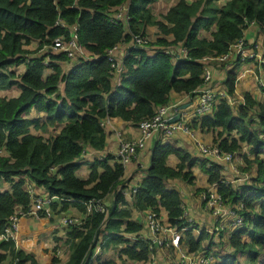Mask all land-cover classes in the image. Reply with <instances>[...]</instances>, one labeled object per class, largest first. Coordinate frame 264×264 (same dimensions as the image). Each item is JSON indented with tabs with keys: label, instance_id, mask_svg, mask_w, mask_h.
<instances>
[{
	"label": "trees",
	"instance_id": "obj_1",
	"mask_svg": "<svg viewBox=\"0 0 264 264\" xmlns=\"http://www.w3.org/2000/svg\"><path fill=\"white\" fill-rule=\"evenodd\" d=\"M155 1L0 0V90L18 89L16 95L0 96V232L15 206L26 210L31 203L33 195L25 189L29 182L36 196H57L37 211L38 216L55 219L56 228L57 216L70 207L82 218L60 229L67 253L62 264H140L149 255L146 243L125 236L142 228L136 212L163 209L170 226H187L180 194L165 181L178 178L191 184V167L197 165L207 184H215L223 204L241 205L236 209L241 224L229 230L225 240L230 249L216 254V264H241L240 256L242 264H259L264 261V255L258 256L264 250V99L243 91L235 108L220 98L210 112L187 122L189 127L211 131V142L219 151L238 155L240 170H252L248 180L237 185L223 176L222 164L198 152L192 155L168 137L148 145L143 174L129 185L122 164L105 150L104 120L115 119L137 130L157 106L170 103L171 92L194 98L205 68L211 85L220 79L218 84L230 97L234 69L242 62L252 59L260 68L256 75L264 80V0H176L159 16L151 12ZM121 4L126 6L124 19L111 18V9ZM59 19L74 24L76 42L96 55L73 62L64 72L59 61L67 60L65 54L50 52L54 38L69 37L68 28L56 23ZM249 24L256 26L259 40L247 43L243 32ZM134 35L144 41L134 43ZM239 39L250 57L214 58ZM31 41H35L32 50L23 47ZM117 44L126 47L122 71L114 82V66L106 51ZM45 57L49 60L43 63ZM19 65L23 69L18 73ZM215 68L224 71L223 78L213 76ZM258 87L264 94V85ZM31 110L34 116H29ZM48 128L55 131L44 137L39 130ZM131 138L117 135V141ZM84 149L96 155L80 160ZM171 154L177 158L174 165L166 161ZM83 164L87 175L80 177L77 171ZM124 185L128 197L122 192ZM205 189L197 187L195 192L208 196ZM89 199L103 200L104 210L92 208L85 214ZM205 238L211 248L213 242L204 231L194 237L186 229L181 240L193 250ZM97 242L100 251L94 253ZM54 251L55 246L45 264H58L62 253ZM4 259L7 264H40L11 239L0 241V262Z\"/></svg>",
	"mask_w": 264,
	"mask_h": 264
},
{
	"label": "built area",
	"instance_id": "obj_2",
	"mask_svg": "<svg viewBox=\"0 0 264 264\" xmlns=\"http://www.w3.org/2000/svg\"><path fill=\"white\" fill-rule=\"evenodd\" d=\"M125 9L126 6L123 4L113 7L111 9L112 11L110 17L123 20L125 16ZM56 23H58L60 26L67 27L69 33V37L66 39H64L62 35L54 38L53 43L50 46V52H63L67 57V60L63 63L59 61L60 65H65L66 67L63 68V72L66 71L75 61L81 59H93L96 57L95 54L92 55L88 50L76 42L74 24L70 26L66 25L60 19L57 20ZM133 37V42L136 44L144 41L141 40V37L138 35H134ZM242 43L243 41L241 39L237 40L230 45L229 49L225 53L214 58L223 61L228 59L230 56L234 57L236 54L244 55L245 52L242 48ZM121 46L122 47L120 49H117V46L115 45L106 51L107 58L111 60V66H114V69L111 71L112 80L114 82L118 81L120 72L122 71L121 57L124 54V48L126 47V44ZM48 60L47 57H45L43 59V63H46ZM258 60L261 61V58L259 57ZM45 70H48L49 72L48 67H46ZM256 79L258 84L264 85V80L260 76L256 75ZM220 98H224L229 103L231 97L218 83L211 85L210 71L208 68H205L202 74V83L196 89V93L193 98L195 100V104L194 107H192V116H189L185 110H179V118L174 121L167 122L166 120L177 111L176 105L171 102L160 105L155 108L154 113L149 118H146L138 123V132L135 137L117 141L113 155L122 164L123 173L125 167L130 163H135L134 171H136L138 168L143 170L145 169L146 166L142 162L143 150L145 149L147 142L150 141L153 136L169 138L177 131L188 134L189 139L195 144L196 150L200 155L206 156L213 161H219V163H230L232 159L231 153L219 151L216 145L211 141L209 142L200 140L194 135L191 127H189L187 123L188 120L194 115L210 112L212 103ZM104 122L106 124L107 119L104 120ZM89 153L93 152L84 149L81 155L85 156ZM241 174L242 175L240 177L238 176L235 178L236 181L242 180L244 178L243 175H246L245 173L243 174V172H241ZM127 178L130 180L129 176L124 177L123 175V179ZM135 185L136 183H134L132 186ZM25 189L30 195H33L31 203L26 210L22 209L20 206H15L13 212L8 215L3 230L0 232V241L11 239L14 242V246L17 242L20 218L27 216H37L38 210L42 209L43 206H46L51 200L57 198L56 195L48 196L47 194L41 195L40 193L38 196H36V192L29 182L25 183ZM132 190H134V187ZM205 190L208 192V196H206L204 192H201V200L203 201V204L206 208H210L211 216L217 221L213 222L207 227L195 226L192 223L191 217H186L187 212L185 211L183 205V214L185 215L189 224L179 229L170 226L161 215V211L156 213L153 210L145 209L140 212H136V214L141 216V218H138V220L142 222V228L136 233L130 232L125 236L130 240L140 239L146 243L149 249V255L147 260L141 261L140 264H216L217 253H214L213 248L206 246L208 245V239L204 244L200 242L199 247L190 250L185 246V244H183V241L181 240L183 231L190 228L191 234L194 237H196L200 231H204L209 235V240H211V242H215V235L220 231V229L226 227L228 230H232L241 224L242 218L236 212L238 206H231L222 203L216 192L214 183L208 184ZM122 192L126 197L130 195L129 189L128 187H125V185ZM105 206L106 203L104 204L103 200L95 201L93 199H89L85 202V214L90 212L92 208L102 211L104 210ZM81 219L82 218L79 215V212L74 210L72 213L61 212L57 216L56 222L58 226L62 228L63 226L69 224H78L80 223ZM57 244L62 245L61 242H57ZM98 251H100V249L99 243L97 242L94 253ZM54 253L56 255H60V249L55 248ZM259 264H264V261Z\"/></svg>",
	"mask_w": 264,
	"mask_h": 264
},
{
	"label": "crops",
	"instance_id": "obj_3",
	"mask_svg": "<svg viewBox=\"0 0 264 264\" xmlns=\"http://www.w3.org/2000/svg\"><path fill=\"white\" fill-rule=\"evenodd\" d=\"M250 30H252V32ZM249 33H250V35L246 37L245 32H243V36H244V38H246L247 43L251 42L253 40H259V36L256 37V26L255 25H253V24L250 25ZM244 52H245V55L250 57V51L248 49L245 48ZM61 67L66 68L65 65H61ZM234 70L236 71V75H235L236 82H235V87H234V91H233V96L230 98V102H229V104L232 106V108H235L236 104L242 100L241 93L243 91H248L251 93V95H253L257 99L263 100L264 99L263 92H261L259 90L258 86L256 87V86H254V84H251L252 80L255 81V83L257 82L256 73H260V68L258 66H257V68L255 67L254 61L252 59H249L248 61H244L241 64H239L238 66H236ZM45 72L47 73L48 70H45ZM212 74H213V76H216L217 78H223L224 71L221 68H215V69H212ZM216 80L220 81V79H216ZM219 81H217V82L219 83ZM169 98H170L169 102L174 103L176 106L186 104V106L180 110H182V111L185 110L189 116L190 115L192 116V114H191L192 109L190 110L189 106L191 105V108L194 107L195 102H194L193 98L190 99L189 97H187L184 94H177L174 92L170 93ZM105 128L108 131L106 144H105L106 145L105 150H109L110 153H113L115 151L116 144H117V135L127 136V137H134L137 135V130L135 129L134 126L123 123L121 121H117L115 119L114 120H112V119L107 120V122L105 124ZM191 129H192L194 135L197 136L200 140L209 141V142L211 141V137L213 134V133H211V131H201L200 129L195 128V127H191ZM158 137H160V136H153L150 139V141L147 142L145 149L143 150L142 162L145 166L147 164L146 161H148V154H149L148 145L152 144V142ZM169 140L174 141L176 143V145H178V146L184 147L192 155L198 154L196 147H195V144L191 142L188 134H186L184 132H180V131L175 132L173 134V136L169 137ZM242 146H245V145H242ZM94 155H96V154L89 153V154L85 155L84 157H81L80 160H84L85 158L89 159V158L93 157ZM233 157H232L230 163L220 162V164L223 165L222 173H223L224 177L228 174H233V177H234L235 171H238L236 169L234 163H233V159H234ZM237 160H238V158H237ZM166 161L169 165H174L177 162V158L173 154H171L167 157ZM238 162H239V160H238ZM218 163H219V161H218ZM134 169H135V163H130L125 167V170L123 173L124 177H127V176L130 177L129 185L133 181H138L143 174V169L138 168L136 171H134ZM191 170H192V173L194 174V179H193L192 183H196V184H192V183L190 184V185L194 186L192 190H188L186 188V186L184 185V184H186V182H183L182 180H180L178 178L167 179V180H168L170 186H171L172 182H176L178 184V187L175 189H177L179 194H180L181 203H182L185 211L188 214L193 213V214H189L191 216L192 223L195 226L207 227L214 222V218L211 216V214H209L208 212H206L204 210L203 203L201 201H199L197 196H196V200L198 201V203L200 205V209H197L195 206V193H196L195 188L203 187V186L206 187L208 185L206 182V175L203 173V171L200 170V168L197 165H194L193 167H191ZM198 171L202 173L201 174L202 176H200V182H197V178L199 176ZM131 172H132V174H131ZM77 174L80 177H85L87 175L86 166L84 164L79 167ZM230 181L233 182L234 179L230 180ZM186 189H187V191H186ZM191 198H192V203H190ZM74 210H75L74 207H70L65 212L72 213ZM160 211H161V215L165 219L166 212L163 209H160ZM197 216L199 217V221L196 219V218H198ZM135 217L141 218V216H139L138 214ZM45 218H46L45 216H38V215L20 218L18 235H17V242H16L15 246L21 247L24 250L32 252L36 256V258L40 264H45L47 262V260L49 259V256H51L50 253L52 252V248L55 246V248L56 249L59 248L60 252L62 253L61 256H59L60 259L58 262V264H62L65 261L66 256H67V253L64 252V249H65V246L63 245L64 243L62 245L57 244V242L58 243L61 242L60 240H54V241L49 242L50 240H52L53 238H55L58 235L57 232H58V230H60V228L55 227L56 232H53V230H52L53 233L50 232L49 234L47 233V230H45V233H44L45 235H42L43 237L45 236V242L39 243V240L36 241V248L35 249L36 250L41 249L43 251V253H35V251L30 249L32 247L33 241L35 240V238H34L35 227L32 224H33V222L39 221L40 222L39 226H41V227L43 226L45 228L46 227L45 221H47ZM48 237H49V240H48ZM210 246H211V244H210ZM168 259H169V257H168ZM5 262H6V260L4 259L3 261L0 262V264H5Z\"/></svg>",
	"mask_w": 264,
	"mask_h": 264
},
{
	"label": "rangeland",
	"instance_id": "obj_4",
	"mask_svg": "<svg viewBox=\"0 0 264 264\" xmlns=\"http://www.w3.org/2000/svg\"><path fill=\"white\" fill-rule=\"evenodd\" d=\"M176 0H157V1H155L152 5H151V12L155 15V16H159V14L160 13H162L169 5H171V4H173L174 2H175ZM250 25L251 24H249L248 26H246V28L244 29V32H245V36L247 37V36H249L250 35V33H249V27H250ZM153 30V26H150L149 27V31H152ZM251 32H252V30H250ZM150 33V32H149ZM149 38H151L150 36L148 37V40H149ZM117 46V49H120L122 46L119 44H117L116 45ZM24 48H26V49H28V50H32L34 47H35V41H31L30 43H28V44H26V45H24L23 46ZM146 47H148V46H146ZM22 69H23V66L22 65H19V66H17L16 67V69H15V71L16 72H21L22 71ZM251 84H254V86H258V83L256 82L255 83V81H253L252 80V83ZM18 93V89L16 88V87H12V88H10V89H7V90H0V96H11V95H16ZM194 102H195V100H194ZM188 106V105H187ZM190 107V110L192 109L191 108V105L189 106ZM35 114H34V112L31 110V112H30V114H29V116H34ZM50 128H48V130L46 129H44V130H42V131H40L39 130V132L45 137V136H47L49 133H53L54 132V130L53 129H51V130H49ZM32 131H34V129H32ZM36 131V130H35ZM241 149L242 150H244L245 149V146H241ZM234 156V155H233ZM234 159H233V163H234V165H235V167H236V169L239 171H235V173H234V177H233V174H228V175H226L225 177L227 178V180H233V179H235V177L237 178L238 176L240 177L242 174H241V171L243 172V174L245 173L246 175H243V179L242 180H239V181H236V180H234L233 181V184H240L241 182H243V181H246V180H248V176H251V172H252V170H246V169H243V170H240L241 168H240V163H241V160L239 159V157H238V155H235L234 157H233ZM237 158H238V160H239V162H238V160H237ZM243 164V163H242ZM198 174H199V176H198V178H197V182H200V176H202L201 174V172H199L198 171ZM235 182V183H234ZM192 184H196V183H192ZM165 185L167 186V187H172V188H177L178 187V184L176 183V182H172L171 183V186H170V184H169V182H168V180H166L165 181ZM185 186H186V188L188 189V190H192L193 189V185H190L189 183H186V184H184ZM205 186H203V188H204ZM187 189H186V191H187ZM196 196L198 197V199H199V201H202L201 200V197H200V191L199 192H196L195 193V206H196V208L197 209H200V205H199V203H198V201L196 200ZM190 203H192V198H191V202ZM238 207H241V205L240 204H236ZM226 206V205H225ZM203 207H204V210L206 211V212H208L209 214H210V212H211V210H210V208H206L205 206H204V204H203ZM192 209V208H191ZM194 209V208H193ZM69 211V210H68ZM189 214H193V213H189ZM188 213L186 214V217L187 216H190ZM191 217V216H190ZM198 217V216H197ZM139 218V217H138ZM46 219V218H45ZM198 221H199V217L198 218H196ZM220 219V218H219ZM47 221H45V228L42 226H39L40 225V222L39 221H37V222H33V226L35 227V229H34V231H35V233H34V238H35V240L33 241V243H32V247L30 248L31 250H33V251H35V253H43V251L41 250V249H39V250H36L35 248H36V241H38L39 240V243H42V242H45V236L43 237L42 235H45L44 233H45V230H47V233L49 234L50 232H52V230L53 229H55L54 227H55V225H54V220H52V221H49L48 219H46ZM214 222H217L216 221V219H214ZM43 228V229H42ZM57 228H60L59 226H57ZM61 229V228H60ZM228 232H229V230L225 227L221 232L219 231L216 235H215V238H216V240H215V242H213L212 243V246H211V248H213V250H218V252H214V253H217V254H222V253H224L225 251H228L230 248H229V246L227 245V243H226V241L227 240H225L226 239V236H228L227 234H228ZM53 233V232H52ZM58 235L55 237V238H53L52 240H50L49 242H51V241H54V240H60L61 239V235H62V232L60 231V230H58ZM40 236V237H39ZM48 240H49V237H48ZM47 240V241H48ZM206 238L205 239H202V241H201V243L202 244H204L206 241ZM61 244H62V242H61ZM264 255V250H261L260 252H259V255L258 256H263ZM239 261H240V263L242 264V262H243V259H242V256H240L239 257V259H238ZM5 264H6V262H5Z\"/></svg>",
	"mask_w": 264,
	"mask_h": 264
},
{
	"label": "water",
	"instance_id": "obj_5",
	"mask_svg": "<svg viewBox=\"0 0 264 264\" xmlns=\"http://www.w3.org/2000/svg\"><path fill=\"white\" fill-rule=\"evenodd\" d=\"M185 106H186V104H182L179 106L177 105L176 106L177 111L170 118H168L166 121L169 122V121H174V120L178 119L179 118V110L184 108Z\"/></svg>",
	"mask_w": 264,
	"mask_h": 264
}]
</instances>
